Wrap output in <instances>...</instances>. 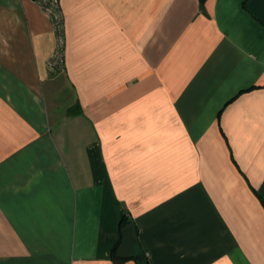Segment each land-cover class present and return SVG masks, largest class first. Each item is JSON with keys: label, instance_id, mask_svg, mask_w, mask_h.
Returning <instances> with one entry per match:
<instances>
[{"label": "crops", "instance_id": "0c3cea01", "mask_svg": "<svg viewBox=\"0 0 264 264\" xmlns=\"http://www.w3.org/2000/svg\"><path fill=\"white\" fill-rule=\"evenodd\" d=\"M59 7L69 106L53 15L0 0V264H138L123 217L149 264H264V0Z\"/></svg>", "mask_w": 264, "mask_h": 264}, {"label": "built area", "instance_id": "2783aa9c", "mask_svg": "<svg viewBox=\"0 0 264 264\" xmlns=\"http://www.w3.org/2000/svg\"><path fill=\"white\" fill-rule=\"evenodd\" d=\"M38 2L49 13H51L55 19L56 28L58 31V50L51 61L53 62V66L57 68V66L62 65V53L59 56V20H60V28L62 32V18H61V12H60V7H59V0H38ZM60 42L63 47V43H64L63 35L60 39Z\"/></svg>", "mask_w": 264, "mask_h": 264}, {"label": "rangeland", "instance_id": "374dc122", "mask_svg": "<svg viewBox=\"0 0 264 264\" xmlns=\"http://www.w3.org/2000/svg\"><path fill=\"white\" fill-rule=\"evenodd\" d=\"M61 37L62 33L59 20V56L62 53V44L60 42ZM55 73L59 74V102H61V104H64V106L72 105L74 103V94L71 87L66 81L62 65L57 66Z\"/></svg>", "mask_w": 264, "mask_h": 264}, {"label": "water", "instance_id": "95a60500", "mask_svg": "<svg viewBox=\"0 0 264 264\" xmlns=\"http://www.w3.org/2000/svg\"><path fill=\"white\" fill-rule=\"evenodd\" d=\"M122 239V243L117 251V256L122 259L134 257L136 252V236L131 225L122 229Z\"/></svg>", "mask_w": 264, "mask_h": 264}, {"label": "trees", "instance_id": "16d2710c", "mask_svg": "<svg viewBox=\"0 0 264 264\" xmlns=\"http://www.w3.org/2000/svg\"><path fill=\"white\" fill-rule=\"evenodd\" d=\"M36 1H38V0H36ZM130 224H131V221H129V220H127L126 218L123 217V219L121 220V229L124 228V227H126L127 225H130ZM117 249H118V247H115L114 250H113V258H115V259H117V260H118V259H120V260H124V259L119 258V257L117 256ZM133 258L139 259V260H138V264H149L148 261L143 260V258H142L141 255H137L136 253H135V255H134Z\"/></svg>", "mask_w": 264, "mask_h": 264}]
</instances>
